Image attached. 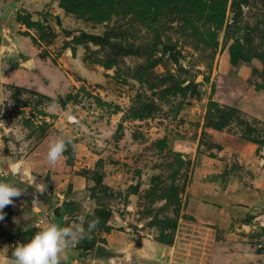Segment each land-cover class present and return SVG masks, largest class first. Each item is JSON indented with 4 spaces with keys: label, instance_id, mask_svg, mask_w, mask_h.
<instances>
[{
    "label": "rangeland",
    "instance_id": "374dc122",
    "mask_svg": "<svg viewBox=\"0 0 264 264\" xmlns=\"http://www.w3.org/2000/svg\"><path fill=\"white\" fill-rule=\"evenodd\" d=\"M0 123V256L85 213L67 264H264V0H0Z\"/></svg>",
    "mask_w": 264,
    "mask_h": 264
},
{
    "label": "clouds",
    "instance_id": "9594fccd",
    "mask_svg": "<svg viewBox=\"0 0 264 264\" xmlns=\"http://www.w3.org/2000/svg\"><path fill=\"white\" fill-rule=\"evenodd\" d=\"M59 108L56 99L48 105L49 112H56ZM71 143V139L65 135L52 137L47 147V164L56 167ZM5 176L4 171L0 169V220L4 218L3 209L12 205L14 198L27 191L15 179L3 178ZM98 223V217L93 214V218L89 220L88 214L85 213H81L67 225L48 220L27 242L16 243L11 257L0 256V264H67L69 253L81 240L90 238Z\"/></svg>",
    "mask_w": 264,
    "mask_h": 264
},
{
    "label": "crops",
    "instance_id": "0c3cea01",
    "mask_svg": "<svg viewBox=\"0 0 264 264\" xmlns=\"http://www.w3.org/2000/svg\"><path fill=\"white\" fill-rule=\"evenodd\" d=\"M50 136H45L43 139H41L34 147H32L28 153L25 155V157L21 160L19 168L22 169L25 173H35V172H41L44 170H59L58 165L56 167H50L46 162V153H47V147L48 143L50 141ZM38 184H42V182H37ZM40 189H37L38 192H43V187H38ZM21 200L20 198H17L14 200V204H17V202ZM11 213L10 215H12ZM20 219L19 217L16 218V220Z\"/></svg>",
    "mask_w": 264,
    "mask_h": 264
},
{
    "label": "water",
    "instance_id": "95a60500",
    "mask_svg": "<svg viewBox=\"0 0 264 264\" xmlns=\"http://www.w3.org/2000/svg\"><path fill=\"white\" fill-rule=\"evenodd\" d=\"M6 41V40H5ZM5 43L7 44H10V42L6 41ZM122 257L124 256V254L120 251H112L110 249H108L106 247V245L102 244V243H98L96 246H95V249H94V259H109V258H113V257Z\"/></svg>",
    "mask_w": 264,
    "mask_h": 264
},
{
    "label": "built area",
    "instance_id": "2783aa9c",
    "mask_svg": "<svg viewBox=\"0 0 264 264\" xmlns=\"http://www.w3.org/2000/svg\"><path fill=\"white\" fill-rule=\"evenodd\" d=\"M69 264H86L82 257L79 256V255H75L73 256V258L70 260V263Z\"/></svg>",
    "mask_w": 264,
    "mask_h": 264
},
{
    "label": "bare ground",
    "instance_id": "6f19581e",
    "mask_svg": "<svg viewBox=\"0 0 264 264\" xmlns=\"http://www.w3.org/2000/svg\"><path fill=\"white\" fill-rule=\"evenodd\" d=\"M4 121V123H6L7 124V121L6 120H3Z\"/></svg>",
    "mask_w": 264,
    "mask_h": 264
}]
</instances>
